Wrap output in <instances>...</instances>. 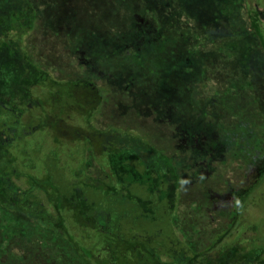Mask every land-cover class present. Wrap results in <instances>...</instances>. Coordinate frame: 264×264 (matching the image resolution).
Returning <instances> with one entry per match:
<instances>
[{
  "label": "rangeland",
  "instance_id": "1",
  "mask_svg": "<svg viewBox=\"0 0 264 264\" xmlns=\"http://www.w3.org/2000/svg\"><path fill=\"white\" fill-rule=\"evenodd\" d=\"M259 1L245 3L252 23L259 22ZM236 2L0 0V64H21L23 47L27 64L51 69L59 78L90 74L101 91L96 90V105L101 102L96 107V134H106L99 138L102 144L111 141L96 152L103 165H109L111 152L115 159L126 157L125 150L132 144L126 146L123 137L139 149L144 138L176 159L187 200L188 194L199 190L183 182L188 175L201 182L225 170L228 188L224 192L233 194L241 180L246 189L264 167V50L253 31L247 39L240 37V26L229 31L230 19L238 25L243 12ZM20 10L31 19L21 46L6 26V15ZM250 26L255 28L249 23L245 30ZM5 67L0 68V85H5L10 72ZM10 81L16 78L11 75ZM74 89L70 93L72 86L64 84L55 94L48 93L43 103L48 109V130L64 125L57 118L66 109L80 122L85 102L95 100L88 87L79 84ZM50 102L58 106L51 108ZM128 130L141 141L125 134ZM74 143L67 138L65 147L73 149ZM116 145H125L124 152H116ZM220 180L219 176L209 184L217 187ZM228 203L235 204L231 198ZM250 217L257 222L259 213L252 211ZM0 264L83 263L62 237L2 213Z\"/></svg>",
  "mask_w": 264,
  "mask_h": 264
},
{
  "label": "flooded vegetation",
  "instance_id": "2",
  "mask_svg": "<svg viewBox=\"0 0 264 264\" xmlns=\"http://www.w3.org/2000/svg\"><path fill=\"white\" fill-rule=\"evenodd\" d=\"M257 8L264 34V0ZM16 31L11 33L15 35ZM18 43L21 46L23 41ZM20 51L22 59L29 61L26 50L21 47ZM14 67L26 71L16 82L8 83L15 93L20 91L18 97L15 93L2 96L14 104L5 100L2 106L7 116L0 130L1 215H17L62 237L83 264H264V252H255L252 247L264 240V210L260 207L264 167L246 189L241 171L240 185L233 194L224 192L228 188L227 170L201 182L188 175L183 182L195 184L190 186L199 190L198 194H188L187 200L181 191L183 178L176 159L144 138L140 149L132 148L141 156L140 194H126L135 206L122 207L115 199L110 201L109 210L125 213L128 221L121 222L124 229L114 233L117 241L113 245H101L96 238V214L100 212L96 208V178L102 177L96 164V81L87 73L76 79L59 78L57 72L30 62ZM64 84L72 86L70 93H75L79 84L88 87L95 100L92 104L85 102L80 122L76 123L72 111L66 109L57 118L64 125L48 130V109L43 103ZM67 138L74 140L73 149L65 147ZM39 144L42 147L37 148ZM52 150L58 155L62 172L58 175L52 171V159L48 157ZM219 176L217 187H211ZM229 198L234 206L228 205ZM252 211L259 213L257 222H252Z\"/></svg>",
  "mask_w": 264,
  "mask_h": 264
},
{
  "label": "trees",
  "instance_id": "3",
  "mask_svg": "<svg viewBox=\"0 0 264 264\" xmlns=\"http://www.w3.org/2000/svg\"><path fill=\"white\" fill-rule=\"evenodd\" d=\"M247 1L249 2L250 0H237L236 3L239 2L243 6L240 9V11L242 10L243 12L239 13V16L241 19L238 25L235 24L232 18L230 19L229 25H228L230 28L229 31L235 32L234 28L236 29V31H238L237 28L240 26V28L242 29L239 31L240 37L243 39L249 38L250 35L253 34L250 32L253 31L254 34L259 36L261 43H262V47L264 48V34H261L263 33V28L262 26H260L259 22L257 21H254L252 23L251 15H249L248 10L246 9L245 3ZM2 8L3 7L0 6V18L2 14V11H1ZM22 12L23 11L20 10V11H17L16 13L12 12L6 15V17H9L7 19L6 26L7 28L9 27L11 31H16L18 29L15 35H13V32L12 33L10 32V34H12L16 38V40H18L19 42L23 41L24 34L31 29V23L29 24L31 19L28 18V15H24ZM242 17L244 18L242 19ZM17 18H21L22 20H17ZM27 18L29 19L28 21H27ZM249 23H251V25L253 24L255 28H253V26L252 27L250 26L248 30H245ZM20 25L22 26L19 27ZM235 25L237 26L235 27ZM9 54H12V51ZM19 57H21V59L23 57V54H21V51H20ZM22 60L23 61H21V64L28 63V60L26 59H22ZM14 65H16V63L14 62H11L5 65L7 67V68L5 67V69H7V71H10V72H8L6 76L7 81L4 82L5 85L3 84L0 85V93L4 92L9 96L14 95L15 93L14 87L9 85L11 75L14 76L17 80V78H19L21 73H24L26 71V70H21L24 68H21L18 70L13 69V68H16L14 67ZM97 92L101 93L100 90L99 91L97 90ZM5 100L6 99H4L0 95V130L2 127L1 121L4 117L7 116L6 110L3 109L2 107L4 104L3 102ZM6 103L13 105L14 101L7 100ZM100 103L97 105H100ZM101 133L96 134V141H98L96 142V150H97L96 152H99L100 151L98 150L99 148H103L104 146L108 145L109 142H111L109 141L108 144H102L99 138L100 136L106 135V134H104V132H101ZM125 134H128V136L133 135L131 137L135 136L134 132L130 130H128ZM134 138H137L136 140H140L138 136ZM122 139L124 140L123 142H125L126 146H130L129 144H132V145L134 144V143H131L130 139L128 138L123 137ZM52 142L54 143L53 140ZM55 143L57 142L55 141ZM125 145L121 147L116 145V149H117V150L115 149L116 152L118 153H121L122 151L124 152L123 147H125ZM132 145H131V148L127 149V151L125 150L127 155L123 160H120L119 158L115 159V156L112 155L113 152H111V154L109 155L110 157L107 156L108 157L107 160L109 164L108 166L103 165L101 160H98L99 154L96 153V164L98 165L102 173V177L96 178V208L100 210V212L96 214V238L98 239V241H100L101 245H106V244L113 245L117 241L114 238L115 236L114 233L115 232L119 233L122 229H124V227L122 228L120 225L121 222L123 225L124 223H127L128 221L127 215L125 213H122L121 211L120 212L118 211L115 213L114 211L112 212L109 210L110 201H112V199H115L117 206H122V207L124 205L135 206L132 202V199H128V197L126 198V194H140V191H141V186L143 182V174L141 171V167H142L141 156L139 155V152L137 150H134L135 148ZM40 146L41 144H39L37 148H40ZM24 152L26 153L27 151L25 150ZM2 155L6 160L8 159L4 152H2ZM48 157L52 159L51 161L52 171L54 172V174L55 175L56 174L58 175L59 173L61 174L62 172L59 169L60 166H59L58 155L56 153V150H52ZM153 182L155 183V179H153ZM114 194H118V195L114 196ZM260 207L262 208V210H264V199L263 198L260 199ZM139 217H140L139 214L136 215V218H139ZM129 221L133 222V220H129ZM261 241L262 242L259 245L255 246L254 244V246H252L255 252H259V253L264 252V240L262 239Z\"/></svg>",
  "mask_w": 264,
  "mask_h": 264
}]
</instances>
